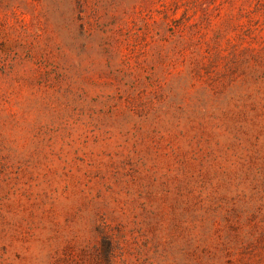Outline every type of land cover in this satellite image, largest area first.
<instances>
[{
	"label": "rangeland",
	"instance_id": "1",
	"mask_svg": "<svg viewBox=\"0 0 264 264\" xmlns=\"http://www.w3.org/2000/svg\"><path fill=\"white\" fill-rule=\"evenodd\" d=\"M0 264H264V0H0Z\"/></svg>",
	"mask_w": 264,
	"mask_h": 264
}]
</instances>
